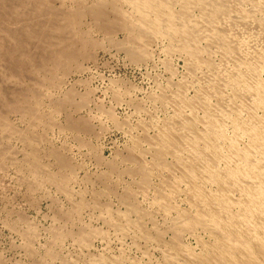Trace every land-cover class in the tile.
Wrapping results in <instances>:
<instances>
[{
	"label": "rangeland",
	"instance_id": "rangeland-1",
	"mask_svg": "<svg viewBox=\"0 0 264 264\" xmlns=\"http://www.w3.org/2000/svg\"><path fill=\"white\" fill-rule=\"evenodd\" d=\"M38 2L39 0H0V264H96L105 257L109 262L116 258L120 260V264H160L162 252L154 243L135 238V233L130 230L121 235L122 231L115 224L124 222L122 219L127 204L122 198L126 191L131 192V202L152 215V220H145V228L151 229L155 224L154 228L166 230L164 223L167 224L174 217L170 212L157 210L159 202L154 192L161 176L166 174L159 176L155 172L149 185L140 184L139 177L129 173L136 164L129 162L127 153L130 155L129 149L134 143L132 139L142 135L140 131L144 123L148 124L144 126L149 128L146 131L151 137V134L154 136L156 133L160 122L173 115V110L164 99L158 102L159 94L168 93L185 76V59L179 53L166 54V39L156 38L155 41L154 38L145 48V59L133 61L126 52V45H123L125 41H121L127 37L126 32L113 30L115 33L109 31L110 35H107V31L104 34L96 30L95 33L90 19L86 17L81 20L79 28H66V32L72 36L74 34L75 40L79 35L80 38L83 35L88 38L91 36L93 39L87 40L88 44L93 41V46L84 47L85 52L77 46L80 48H76L80 52L78 56H75V52L74 58L61 57L54 61L50 59V47H53L54 41L46 42L47 26L53 20L47 13L54 10L52 13L62 14L63 10L65 14L64 11L70 8L72 2L49 0L48 11L43 10L46 8H39ZM40 10L46 14H41ZM39 15L41 20H37ZM44 21L46 22L43 23ZM86 28L89 31H85ZM27 31L37 34L42 32V40L31 38ZM86 50L92 52L87 54L89 57L84 55L88 53ZM194 89L189 90V95L193 94ZM4 96L8 97L7 101ZM76 122H86L90 126L88 133L71 128L72 123ZM32 146L37 151L33 149L31 152ZM27 147L31 149L28 150ZM141 147L146 148L145 145ZM144 155L143 161L148 165L151 155ZM35 156L39 157L36 159L40 160L38 164L41 162L40 166L37 164L40 169L46 167L44 173L40 171L42 174L33 170L34 166L30 164ZM36 160L33 161L38 162ZM59 161L65 163V167ZM167 161L170 162L171 159L167 158ZM49 173L55 179L60 177L61 181L57 179L56 185L49 178V181L41 180L45 176L50 177L47 176ZM65 181H69L68 184ZM102 182H107L108 185ZM57 186L65 190L62 192ZM76 202L78 205H85L77 213ZM123 203L125 204L122 205ZM175 205L181 209L188 207L183 195L175 200ZM127 214L126 210L124 216ZM130 214L127 216L130 220L136 219L133 213ZM164 218L169 220L165 221ZM110 225L114 226L113 229H110ZM86 228L90 230L87 232ZM94 230L99 236L91 237L90 244L84 248L79 243L82 238L79 235H90ZM58 235L61 236L60 240L56 239ZM170 235L169 232L163 233L166 240ZM187 235L182 236V242L193 251L199 252L196 239ZM198 235L201 237L203 234L199 231Z\"/></svg>",
	"mask_w": 264,
	"mask_h": 264
},
{
	"label": "bare ground",
	"instance_id": "bare-ground-1",
	"mask_svg": "<svg viewBox=\"0 0 264 264\" xmlns=\"http://www.w3.org/2000/svg\"><path fill=\"white\" fill-rule=\"evenodd\" d=\"M48 1L39 0V8H46L43 10L48 11ZM70 2H72L70 8L64 9L65 14L61 9L62 14L52 13L54 10L47 13L48 17L51 15L50 18L53 19L52 23L49 20L51 24L47 26L46 36L48 37L46 42L54 41L53 47H50L52 49L50 59L54 61L61 57L71 59L74 58L75 52V56L80 53L76 51L77 49L83 48L85 52L86 47L93 46L91 45L93 41L88 44L86 35L82 38L79 35L75 40L74 34L72 36L66 32V28H79L81 20L88 17L95 33L96 30L104 34L107 31V35L109 31L126 32L127 37L124 36L126 38L121 41H125L123 45H126V52L133 61L147 56L145 48L150 41L152 43L154 38L155 41L163 38L168 42L166 54L179 53L186 62L184 67L186 74L184 77L181 76L182 80L176 82L175 86L170 82L174 88L168 93L159 94L158 102L164 99L173 110V115L160 122L161 124L156 126V133L154 136L151 134V137L147 135L149 128L144 126L147 123L143 122V126L140 125L142 135L132 139L134 143L129 149L130 152L127 151L130 153V155L127 153L129 162L136 164L134 170L131 169L129 173L138 176L140 184L149 185L150 178L155 172L159 176L166 174L161 176L158 187H155V198L159 202L157 210L170 212L174 217L170 220L168 218L169 221L164 218L168 221L167 224L164 223L166 225L164 231L154 228L155 224L151 229L145 228V220H152V215L131 202V192L126 191L122 199L127 204L125 209L128 214L124 216L125 210L124 215L121 214L124 222L120 221V225L115 224L116 228L122 231L120 234L125 235V231L130 230L135 233V236L132 233L135 238L154 243L162 252L160 264H264V0H70ZM44 13L41 11V14ZM40 15L37 20H41ZM4 30H7L6 27ZM11 31L10 33L14 32ZM47 31L45 30V33ZM27 35L38 39L43 36L42 32L37 34L32 31H27ZM89 52L84 55L89 57L87 54L92 53ZM192 88H195L194 92L189 95ZM0 95L2 97V94ZM7 100L8 97L5 101ZM83 123H72L70 127L76 131L87 132L90 126H87L86 122ZM142 145L146 148L141 149ZM35 148L32 146L31 152L33 149L36 150ZM144 154L151 155L148 165L143 161ZM37 158L35 156V159H31ZM167 158L171 161L168 162ZM33 160L30 163L32 167L34 166L33 170L38 174L40 171L44 173L46 167H41L43 169L41 170L39 167L41 162L38 164L40 160H36L38 162ZM58 163L57 165L60 163L62 166L65 165L63 162ZM40 176L43 178V175ZM47 176H50V173ZM44 178L40 179L52 180L53 184L58 179L51 176ZM103 183L108 185L107 182ZM60 184L59 186L64 187ZM62 187H58L62 192L67 189ZM182 195L187 203V209L175 205V200ZM83 206L85 207L77 203L76 212L73 211L74 207L72 211L77 213L81 207L84 208ZM130 213H133L136 219L130 220L127 217ZM111 227L110 229H113L114 226ZM80 229L79 231L82 230ZM84 229L85 227L82 231ZM199 231L203 234L201 237L198 235ZM94 232L91 231L90 235L82 233L84 236L78 234L82 237L79 243L84 248L90 244L91 237L98 235ZM165 232L171 234L168 240L163 236ZM185 234L196 239L199 252L193 251L183 243L184 241L182 242V236ZM57 238L60 240L61 236L58 235ZM106 258L96 264H120V260L116 258L112 262Z\"/></svg>",
	"mask_w": 264,
	"mask_h": 264
}]
</instances>
